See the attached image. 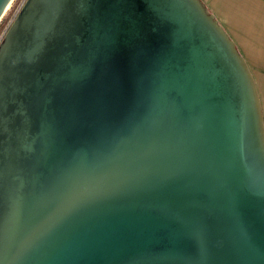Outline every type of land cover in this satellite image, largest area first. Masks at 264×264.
I'll return each instance as SVG.
<instances>
[{"label":"water","instance_id":"95a60500","mask_svg":"<svg viewBox=\"0 0 264 264\" xmlns=\"http://www.w3.org/2000/svg\"><path fill=\"white\" fill-rule=\"evenodd\" d=\"M0 264H264L261 101L203 0H26L0 43Z\"/></svg>","mask_w":264,"mask_h":264},{"label":"crops","instance_id":"0c3cea01","mask_svg":"<svg viewBox=\"0 0 264 264\" xmlns=\"http://www.w3.org/2000/svg\"><path fill=\"white\" fill-rule=\"evenodd\" d=\"M245 58L255 80L264 120V0H203Z\"/></svg>","mask_w":264,"mask_h":264},{"label":"rangeland","instance_id":"374dc122","mask_svg":"<svg viewBox=\"0 0 264 264\" xmlns=\"http://www.w3.org/2000/svg\"><path fill=\"white\" fill-rule=\"evenodd\" d=\"M26 0H11L9 7L0 18V43L4 39L10 26L16 19Z\"/></svg>","mask_w":264,"mask_h":264},{"label":"bare ground","instance_id":"6f19581e","mask_svg":"<svg viewBox=\"0 0 264 264\" xmlns=\"http://www.w3.org/2000/svg\"><path fill=\"white\" fill-rule=\"evenodd\" d=\"M10 5V4H9ZM9 5L7 7H9Z\"/></svg>","mask_w":264,"mask_h":264}]
</instances>
